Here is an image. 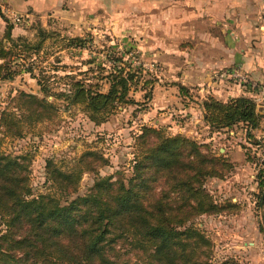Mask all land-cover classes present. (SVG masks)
Wrapping results in <instances>:
<instances>
[{
    "label": "rangeland",
    "instance_id": "obj_1",
    "mask_svg": "<svg viewBox=\"0 0 264 264\" xmlns=\"http://www.w3.org/2000/svg\"><path fill=\"white\" fill-rule=\"evenodd\" d=\"M3 6L0 13L13 25V38L23 37L35 43L41 37L40 27L47 31L39 49L28 50L25 57L17 55L24 49L22 45L13 48L14 66L19 72L12 79L0 80V113L13 114L22 127V135L13 136L0 125V153L19 157L27 165L34 196H59L48 180V160L77 178L78 188L70 194L72 198L86 193L96 176L115 179L118 172L124 178L130 176L137 153L135 137L143 126L166 135L181 134L207 145L212 154L232 164L222 178H207L204 185L218 205L231 204L233 208L201 215L187 225L199 228L212 242L215 264L225 258H233L239 264H264V209L257 205L264 192L260 185L264 117L256 129L243 123L222 129L208 126L209 134L202 126L198 134L200 126L187 134L172 123L178 124L181 119L172 108L195 104L200 99L195 88L181 92L177 80L184 69L194 65V49L199 45L186 36L188 23L167 20V15L152 21L149 11L138 17L124 12L122 7H108L106 11L100 8L93 21L46 18L44 23L34 13L27 17L6 9L7 3ZM8 22L0 17V39L6 47H12L3 40ZM74 37L84 39L83 44L76 45ZM224 68L227 67L212 70L211 81L239 85L233 80L212 78L214 71ZM118 69H123V76L132 74L128 98L134 103L116 104L100 122L91 120L79 105L67 106L63 93L73 83L79 81L93 91L107 92L110 78ZM38 81L45 90H41ZM20 92L45 97L58 111L50 118L35 121L17 100ZM87 151L97 152L101 158L85 155ZM88 165L93 171L87 169Z\"/></svg>",
    "mask_w": 264,
    "mask_h": 264
},
{
    "label": "trees",
    "instance_id": "obj_2",
    "mask_svg": "<svg viewBox=\"0 0 264 264\" xmlns=\"http://www.w3.org/2000/svg\"><path fill=\"white\" fill-rule=\"evenodd\" d=\"M0 17L8 22L2 13ZM12 29L8 22L3 33V40L12 47L0 39V80L12 79L19 72L13 48L22 45L17 55L25 57L28 50L39 49L47 35L40 27V39L31 43L23 37L13 38ZM72 40L76 45L84 42L80 37ZM122 71L111 76L107 92L73 83L63 93L65 103L79 105L93 121H103L116 104L134 103L128 98L132 74L123 76ZM178 86L181 92L187 91ZM17 100L35 121L58 111L54 103L31 93L20 92ZM201 107L204 122L213 129L238 123L256 129L264 117L256 102L246 96L227 101L207 96ZM0 125L6 134L22 135L13 114L2 111ZM135 146L129 177L120 172L115 179L96 176L86 193L72 198L70 194L78 188L72 173L60 171L48 160V180L59 196H34L27 165L19 157L0 153V264H215L212 242L187 223L233 208L218 205L204 185L207 178H222L232 164L212 154L205 144L146 126L135 137ZM85 155L101 158L94 151ZM87 169L93 171L90 165ZM260 185L264 189V167ZM257 205L264 209V192ZM219 264L239 263L225 258Z\"/></svg>",
    "mask_w": 264,
    "mask_h": 264
},
{
    "label": "crops",
    "instance_id": "obj_3",
    "mask_svg": "<svg viewBox=\"0 0 264 264\" xmlns=\"http://www.w3.org/2000/svg\"><path fill=\"white\" fill-rule=\"evenodd\" d=\"M6 3V9L27 17L34 13L44 23L46 18L93 21L100 8L106 11L108 7H122L124 12L138 17L149 11L152 21L167 15V20L188 23L186 36L199 45L194 49V65L184 69L177 80L186 90L195 88L200 99L195 104L172 108L181 118L178 124L172 122L174 128L188 134L200 126L198 134L202 126L209 134L201 107L207 96L222 101L250 97L264 115V0H0V8ZM232 64L247 73L256 88L231 81H211L212 70Z\"/></svg>",
    "mask_w": 264,
    "mask_h": 264
},
{
    "label": "built area",
    "instance_id": "obj_4",
    "mask_svg": "<svg viewBox=\"0 0 264 264\" xmlns=\"http://www.w3.org/2000/svg\"><path fill=\"white\" fill-rule=\"evenodd\" d=\"M215 80H233L239 85L249 84L252 88L256 87L255 81L251 80L247 73L243 72L240 67L233 66L214 71L211 74Z\"/></svg>",
    "mask_w": 264,
    "mask_h": 264
},
{
    "label": "water",
    "instance_id": "obj_5",
    "mask_svg": "<svg viewBox=\"0 0 264 264\" xmlns=\"http://www.w3.org/2000/svg\"><path fill=\"white\" fill-rule=\"evenodd\" d=\"M258 110H260V109L258 108Z\"/></svg>",
    "mask_w": 264,
    "mask_h": 264
}]
</instances>
